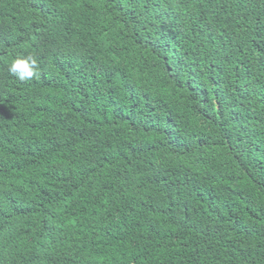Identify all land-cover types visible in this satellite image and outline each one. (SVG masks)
<instances>
[{
	"label": "trees",
	"instance_id": "16d2710c",
	"mask_svg": "<svg viewBox=\"0 0 264 264\" xmlns=\"http://www.w3.org/2000/svg\"><path fill=\"white\" fill-rule=\"evenodd\" d=\"M0 264H264V0H0Z\"/></svg>",
	"mask_w": 264,
	"mask_h": 264
},
{
	"label": "clouds",
	"instance_id": "9594fccd",
	"mask_svg": "<svg viewBox=\"0 0 264 264\" xmlns=\"http://www.w3.org/2000/svg\"><path fill=\"white\" fill-rule=\"evenodd\" d=\"M8 72L20 82L37 78L40 74L38 59L32 54H18L8 63Z\"/></svg>",
	"mask_w": 264,
	"mask_h": 264
}]
</instances>
